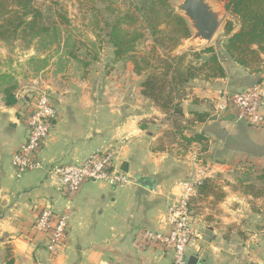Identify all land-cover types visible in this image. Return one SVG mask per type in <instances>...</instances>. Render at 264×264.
<instances>
[{
	"label": "crops",
	"instance_id": "crops-1",
	"mask_svg": "<svg viewBox=\"0 0 264 264\" xmlns=\"http://www.w3.org/2000/svg\"><path fill=\"white\" fill-rule=\"evenodd\" d=\"M55 1L44 0L47 10L36 14H6L11 24L0 29L6 38L0 40V264L6 252L14 264H171L169 252L140 246L139 234L166 230L167 199L180 192L175 183L198 169L206 170L209 184L190 203L189 256L197 264H264V193L257 191L263 182L254 180L264 173V126L239 121L231 108L214 110L219 91L257 86L264 96V66L256 73L224 57L223 78L189 82L180 129L186 137L203 134L207 140L184 150L167 116L142 95L143 77L131 64L114 60L108 43L103 51L110 49V64L90 55L82 64L69 55L81 46L80 38L93 40V18L83 8L94 0H69L74 9L66 14L49 8ZM15 17L23 22L19 28ZM78 21L87 24L75 26ZM41 87L56 118L40 159L68 165L113 150V168L132 184L115 190L86 182L68 198L42 171L14 177L11 156L26 139L22 114ZM6 92L13 105L6 104ZM193 112L209 119L188 127ZM140 178L151 189L136 185ZM45 207L69 213L66 238L55 254L46 251V236L31 235Z\"/></svg>",
	"mask_w": 264,
	"mask_h": 264
},
{
	"label": "built area",
	"instance_id": "built-area-1",
	"mask_svg": "<svg viewBox=\"0 0 264 264\" xmlns=\"http://www.w3.org/2000/svg\"><path fill=\"white\" fill-rule=\"evenodd\" d=\"M230 108L235 111L239 121L252 126H264V96L257 86L232 94L219 91L214 110L223 112ZM22 117L26 139L11 156V167L16 179L29 172L42 171L68 198L77 195L86 182L105 183L115 190L132 184L123 172L113 168V150H99L80 162L68 165L45 164L40 159L56 118L55 107L46 88L41 87L35 92L28 111ZM206 173V170L198 169L175 183L180 192L167 199L166 230L143 231L139 234L140 246L158 247L169 252L171 264H188V249L194 237L190 203L198 196L199 186L207 179ZM68 223L69 213L59 214L45 207L38 213L31 235L33 238L46 236L45 249L55 254L66 238Z\"/></svg>",
	"mask_w": 264,
	"mask_h": 264
},
{
	"label": "trees",
	"instance_id": "trees-1",
	"mask_svg": "<svg viewBox=\"0 0 264 264\" xmlns=\"http://www.w3.org/2000/svg\"><path fill=\"white\" fill-rule=\"evenodd\" d=\"M220 1L226 2L227 14L232 16L234 20H226L224 23V39L221 44L222 51L227 56L226 58H229L240 67L256 73L260 72L261 57L264 56V0ZM161 3H163V8H169L167 3ZM26 7L27 6H24L22 15L26 14ZM138 11L141 12L140 9H138ZM31 13L36 14L35 11ZM171 15L170 20L178 27V29L175 30L178 38L184 40L188 39L190 37V31L185 20L180 16ZM15 18L17 19L15 21V27L19 28L22 26L23 22L20 18ZM92 18V31L95 33L96 37H98L96 31L106 36L104 42L111 46L114 60L121 61L127 58L128 54H131L134 50L135 43L143 36V34H138L137 31L125 32L122 29V26L126 23H131L136 20L133 16L125 14L122 17L118 15L113 18H108L92 14ZM5 21L7 24H11V21ZM31 23L32 21L30 24ZM0 29H3L1 24ZM144 29L154 31V29H151V23L149 22L146 23V28ZM150 35L152 36V33ZM201 54H203V56H199V59L207 56L206 61L199 63L187 62L183 68H173L171 63L166 64L162 70L163 78L158 77V70L153 64H148L144 61V64H139L135 59L132 60L134 73L143 77L141 83L142 95L150 99L167 116L174 129L173 135H176L175 137L179 136L182 143L181 146H183L184 150L192 143H204L207 140L203 134H195L193 137H186L183 135L182 129H180V121L184 118L182 101L186 87L189 82L198 78L209 81L212 79H220L225 76L222 61L212 46L203 48ZM69 55L75 57L72 53ZM197 55L196 53L194 54V56ZM95 59L97 60L96 55L92 56L91 60L96 61ZM84 64L86 65V63ZM176 92L182 95L177 96ZM5 102L7 105L14 104V100L8 92H6ZM191 117L192 118L185 124L188 127L193 126L195 123H204L209 119L207 113L200 112L191 113ZM202 151H204L203 147ZM254 180L263 182V185L257 191H259V193H264V173L261 172L257 174ZM208 184L209 179H204L202 181L199 186L198 195L204 192ZM3 264H14L9 252H6Z\"/></svg>",
	"mask_w": 264,
	"mask_h": 264
},
{
	"label": "rangeland",
	"instance_id": "rangeland-1",
	"mask_svg": "<svg viewBox=\"0 0 264 264\" xmlns=\"http://www.w3.org/2000/svg\"><path fill=\"white\" fill-rule=\"evenodd\" d=\"M60 1L61 0H56V5L54 6L53 3L51 6H49V8L58 10L60 14H66L73 11L74 8H72V5H69L67 2L69 0H62L61 2L63 4ZM180 1L181 0H94V3L92 5L85 6L83 11H89L91 15L93 14L108 18H113L118 15L122 17L125 14L128 16H133V18L136 20L131 23H126L122 26V29L125 32L137 31L138 34H143V36L135 43L132 53L128 54L127 58L121 61L124 62V64L132 65V60L135 59L139 64H144L143 61L148 64H153V66L158 70V77L163 78L162 70L166 64L171 63L173 68H183L187 62L199 63L206 61L207 56L205 57L206 59H204V57L199 59V56H203V54H201V50L206 46H212L220 57L221 61L224 57H227L221 49V44L224 37L223 26L226 20H233V17L227 14V16L222 20L219 29L209 44L202 45V47L187 45V39L184 40L182 38H178L175 32L178 27L172 22V20H170L171 14V16H178L174 13L176 5ZM1 2L0 24L4 26L3 29L7 27V23L5 21L7 19H5L4 16L9 13L10 15L14 16H16L17 13L22 14L24 6H27L25 9L26 13L30 11L39 12V10L43 12L45 9L47 10V5H44V0H2ZM161 2L167 3L169 8H163V3ZM152 7L153 9L151 10ZM138 9H140L141 12H139ZM147 22L151 23V29H154V31L144 29L146 28ZM74 24L75 26L78 25L83 27L87 23L84 22L82 24L81 21H78ZM88 26L91 30H93L92 20H89ZM96 32L98 37H96L94 33L93 40L88 38H80L77 40L81 46L79 45L80 47L75 52H72V54H74L75 58H79L78 62H82L83 64V62H85L87 59L90 58L91 60L92 56L96 55L97 60L95 59L96 61L94 62H99L101 59L102 64H110L112 60L111 57L109 58L111 55L110 49L103 51L106 36H103V34L99 33L98 31ZM151 33L152 36L150 35ZM2 39L6 40L5 36H1L0 40ZM94 49L96 50V53ZM193 52L198 55L194 56L195 53ZM10 55L17 56L20 55V53H13ZM88 55H90V57L86 58ZM260 64L261 66H264V56L261 57ZM176 94L177 96L182 95L178 92H176ZM168 124L170 125L169 122ZM168 142L170 143V141ZM182 153H184V150L180 149V154ZM194 159H196V156H194Z\"/></svg>",
	"mask_w": 264,
	"mask_h": 264
},
{
	"label": "water",
	"instance_id": "water-1",
	"mask_svg": "<svg viewBox=\"0 0 264 264\" xmlns=\"http://www.w3.org/2000/svg\"><path fill=\"white\" fill-rule=\"evenodd\" d=\"M176 15L183 18L190 31L186 44L202 47L212 40L222 20L227 16L226 2L220 0H181L175 8ZM204 59H206L204 57ZM136 185L146 189L151 186L145 178H140ZM198 260L190 256L188 264H197Z\"/></svg>",
	"mask_w": 264,
	"mask_h": 264
}]
</instances>
